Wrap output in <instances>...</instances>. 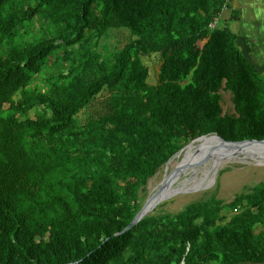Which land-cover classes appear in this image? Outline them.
<instances>
[{"label": "trees", "instance_id": "16d2710c", "mask_svg": "<svg viewBox=\"0 0 264 264\" xmlns=\"http://www.w3.org/2000/svg\"><path fill=\"white\" fill-rule=\"evenodd\" d=\"M233 3L0 0V264H264V182L125 231L191 141L264 140V71L221 20Z\"/></svg>", "mask_w": 264, "mask_h": 264}, {"label": "rangeland", "instance_id": "374dc122", "mask_svg": "<svg viewBox=\"0 0 264 264\" xmlns=\"http://www.w3.org/2000/svg\"><path fill=\"white\" fill-rule=\"evenodd\" d=\"M224 16L225 15H223V17ZM235 21V27L230 21L223 20L222 22L229 23L228 25L235 33L237 32L239 24V28H241L242 33H244L241 24V22L243 21H238V16L235 17ZM259 31L260 34L264 37V23L259 27ZM244 34L247 37L246 33ZM243 37L244 35H241V38ZM143 62L149 69L148 82L156 83L159 67L161 65V58L156 55H150L144 57ZM256 65L258 64L256 63ZM221 94V106L223 109V114L233 115L234 107L232 104V95L225 91H222ZM100 99L103 100L104 96L99 97V100ZM30 116L33 115L30 114ZM176 160L179 161L180 159L178 157L174 158L167 165V168H165L166 166H163L154 177L148 180L145 189L140 194V197L144 198L141 202L142 207L151 193H153L160 185L164 176L170 173L173 174L175 170L178 169L180 163L177 164L178 162ZM213 176L214 175L212 174L206 176L204 171L202 170L198 173L195 179H192L190 183L186 184V186L183 188L184 192L173 196L171 199H168L165 202H162L153 210L151 214L156 215L160 213H178L179 211L183 210L184 207H186L188 204L203 201L212 196H214L217 200H221L225 204L232 202L236 196L242 193H250L254 188L264 182V165L258 166L255 165V163L250 162H234L222 166L217 171L214 181L212 180Z\"/></svg>", "mask_w": 264, "mask_h": 264}, {"label": "water", "instance_id": "95a60500", "mask_svg": "<svg viewBox=\"0 0 264 264\" xmlns=\"http://www.w3.org/2000/svg\"><path fill=\"white\" fill-rule=\"evenodd\" d=\"M202 138H214L215 140L218 141V144L216 146H214L213 148H211V152L206 154L205 157L203 158V160L201 162H199L202 164L206 163L210 159L211 155H213L219 162L226 160V159L243 160L241 158H244L245 155H251L253 153H259V151H257V150H264L262 148L264 146V140H244L241 142H231V141L224 140L223 138H221L217 134H210L207 136H201V137L191 141L188 145H186L183 149H181L177 154H175L166 163L165 168H167V165L174 158H177L183 150H185L191 144L199 141ZM255 147H257L258 149H255ZM223 149H226L228 152H223ZM237 162H240V161H237ZM255 165L262 166L261 164H259L257 162H255ZM175 171L177 172L175 178H177L178 174H180L181 172H179V170H175ZM173 176L174 175L172 173H170L168 175L166 174L164 176L160 185L147 198L142 209L136 214L135 218L133 219L131 224L125 229V231L129 230L132 226L136 225L140 220H142L143 218H145L146 216L151 214L153 212V210L162 202H165L168 199H171L173 196L184 192V190L182 188H180V189L172 190L170 193H168L167 190H168V187L170 186V184L173 182L172 181Z\"/></svg>", "mask_w": 264, "mask_h": 264}, {"label": "bare ground", "instance_id": "6f19581e", "mask_svg": "<svg viewBox=\"0 0 264 264\" xmlns=\"http://www.w3.org/2000/svg\"><path fill=\"white\" fill-rule=\"evenodd\" d=\"M218 141L214 138H202L199 141L191 144L185 150L181 152L178 156L180 159L176 163L179 164L177 170L181 172L176 177V171L173 173L172 183L168 187V193L172 190L184 188L186 184L190 183L192 179H195L199 172L202 170L204 171L205 175L208 176L209 174L214 175L212 180L214 181L215 175L217 171L224 165L234 163L237 161L240 162H250V163H259L261 165L264 164V150H257L259 153H253L251 155H245L243 160L239 159H226L223 161H218L213 155H211L210 159L202 164L199 163L203 160L206 154L211 152V148L216 146ZM264 149V146L262 147ZM255 149H258L255 147ZM223 152H228L226 149H223ZM185 178V179H184ZM184 179V180H183ZM179 183V184H178ZM152 194V193H151Z\"/></svg>", "mask_w": 264, "mask_h": 264}, {"label": "crops", "instance_id": "0c3cea01", "mask_svg": "<svg viewBox=\"0 0 264 264\" xmlns=\"http://www.w3.org/2000/svg\"><path fill=\"white\" fill-rule=\"evenodd\" d=\"M235 1H236V4L233 3L234 7L236 9H241L243 7L244 8L243 14H247L248 9H250V13H252L253 11H257V9H259V14L261 15V17L264 16V1H262V3H260V4H257L254 0H243L242 3H241V0H235ZM228 11L229 10H227V11L225 10L222 13L221 20L230 21L233 23V25L235 27L236 26L235 18L231 19V17H230L231 11L230 12H228ZM239 13H241V12H239ZM223 15H225V16L223 17ZM261 17H259V19H261ZM243 19H244V17H243ZM241 20H242V17H241ZM242 21L246 22L245 19ZM250 22H259L260 24L262 23L260 20H258L256 18H253L252 20H250ZM239 27H240V25L238 24V29H237L236 33L238 34V37H239L238 46L240 47L241 51L251 60L252 63H254V64L257 63L259 66H263L264 61L261 60L262 58L258 57V54L261 53L264 56V47H261V43L259 44V42H252V41L250 42L249 38L245 36V34H244L245 32L242 33L241 28H239ZM245 28H243V31L245 30ZM256 29H259V28H256ZM241 35H244V37L241 38ZM263 41H264V39H263Z\"/></svg>", "mask_w": 264, "mask_h": 264}, {"label": "flooded vegetation", "instance_id": "af4514ba", "mask_svg": "<svg viewBox=\"0 0 264 264\" xmlns=\"http://www.w3.org/2000/svg\"><path fill=\"white\" fill-rule=\"evenodd\" d=\"M257 4H260L262 3V1L264 0H254ZM243 2V0H241V3ZM244 8L242 7V9H239V15H238V20L240 19L241 20V17H242V20H246V22H241L242 24V27L245 28L246 25L247 27L245 28L244 32L247 34V37L249 38V41L251 42H259V44L261 43V47H264V37L263 35L260 34V31L259 29H256V28H259V26H261L262 23H264V16L261 17V15L259 14V9H257V11H253L252 13H250V9L247 10V14H243L244 13ZM244 15V16H243ZM244 17V19H243ZM259 17H261V19H259ZM253 18H256L258 20H260L262 23L260 24L259 22H250V20H252ZM263 20V21H262ZM263 41V42H262ZM258 57L259 58H262L261 60L264 61V56L259 53L258 54ZM264 64V62H263ZM259 68H262L263 71H264V65L263 66H259L257 65Z\"/></svg>", "mask_w": 264, "mask_h": 264}, {"label": "built area", "instance_id": "2783aa9c", "mask_svg": "<svg viewBox=\"0 0 264 264\" xmlns=\"http://www.w3.org/2000/svg\"><path fill=\"white\" fill-rule=\"evenodd\" d=\"M216 25V22H214V24H212V26H215Z\"/></svg>", "mask_w": 264, "mask_h": 264}]
</instances>
